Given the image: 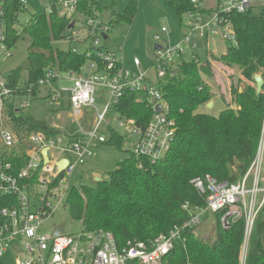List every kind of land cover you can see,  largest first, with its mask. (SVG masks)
<instances>
[{
	"label": "trees",
	"instance_id": "obj_1",
	"mask_svg": "<svg viewBox=\"0 0 264 264\" xmlns=\"http://www.w3.org/2000/svg\"><path fill=\"white\" fill-rule=\"evenodd\" d=\"M181 19L192 9L190 0H165ZM52 4V7H56ZM25 9L20 0H4V19L8 45L12 49L21 39H28L30 46L26 62L4 79L11 95L4 99V114L10 119L9 127L19 136V149L3 151L14 163L16 170L26 164L24 140L34 132L42 131L47 137L68 136L72 141L79 137L78 128L68 125L61 131L44 118L21 115L19 101L27 94L29 86L38 84L48 67L60 72L79 71L88 61L86 54L74 50L61 51L53 42L66 38L64 31L74 23L76 15L92 17L94 11H115L103 8L96 0H78L77 12L70 20L53 11H38L21 33L16 30L17 14ZM136 2L129 4L118 20L133 21ZM113 15L107 19L116 24ZM238 47H231L226 54L216 57L229 69H241V77L235 82L231 76L230 101L226 98V109L219 116L198 113L199 107L207 106L215 94L204 77L213 75L210 62L196 59L183 60L176 77L156 80L169 105V117L175 121L177 132L174 143L162 160H150L130 155L118 168L110 173L108 181L95 187H73L66 207H70L73 218L83 223V232L101 229L113 233L119 246L137 240L148 243L160 235L169 234L189 220L184 209L186 203L192 207H205L204 198L194 188L197 177L213 175L219 182L236 183L247 173L256 157L264 118V86L256 89L255 77L264 80V9L253 7L246 14L234 18ZM27 73L26 82L22 73ZM234 78V80H232ZM243 86V87H242ZM242 87V88H241ZM135 93H123L114 106L120 118L134 119L145 128L154 117L152 107ZM241 107L235 110L232 105ZM110 130L109 143L123 150L124 138ZM16 204L15 198L0 197V209ZM222 214H215V239L212 242L196 235L195 228H185L181 239L163 264H241L242 246L245 238V218H240L228 230L221 225ZM207 216H205V219ZM245 264H264V214L259 216L252 230Z\"/></svg>",
	"mask_w": 264,
	"mask_h": 264
},
{
	"label": "built area",
	"instance_id": "obj_2",
	"mask_svg": "<svg viewBox=\"0 0 264 264\" xmlns=\"http://www.w3.org/2000/svg\"><path fill=\"white\" fill-rule=\"evenodd\" d=\"M27 0H20L26 7ZM192 9L184 16L188 19L187 34L180 37L175 46L165 45L156 51L154 64L157 80L176 77L178 67L183 60L199 59L196 55L201 45L211 56L215 41L228 44V49L238 47L234 18L253 9L251 0H190ZM46 10H56L60 17L72 20L77 12L78 1H63ZM4 0H0V56L5 59L12 56L6 33L4 19ZM256 8V7H255ZM55 9V10H54ZM75 24V23H74ZM114 27L109 24L100 12L94 11L92 17H86L85 28L92 46L83 53L88 61L79 71L60 72L48 67L38 84L29 86L26 98L19 101V109L30 108L35 99L59 102L65 93L69 96V117L77 127L83 118L82 107L95 108V119L91 129L78 127L79 137L70 140L68 136L47 137L42 132H34L24 140L27 145L25 157L27 162L19 170L4 155H0V197L15 198L16 204L0 209V257L4 258L11 249L18 258L16 264H163L165 256L171 253L175 244L181 239L185 228H199L205 222V216L222 214L221 225L228 230L240 218H245V238L241 259L248 254V245L252 230L261 214H264V118L261 140L256 157L247 169V173L236 183L219 182L213 175L197 177L192 184L204 198L205 207H192L186 203L184 209L189 220L180 228L176 227L169 234L158 236L149 241H129L119 246L113 233L107 230L83 232L79 235H65L63 231L57 236L41 232L43 223L59 208H67L71 178L76 170L83 166L88 158L95 157L98 144H105L107 139L102 134V127L110 110L123 97V93L142 95L154 110L155 115L145 128L136 124L134 119L119 118L118 126L125 131L124 140L131 146V152L140 159L152 163L162 160L171 149L177 132L175 121L169 117V105L164 94L150 78L149 71L140 70L141 62L134 59L136 71L125 67L123 58L116 52L100 47L101 41ZM72 29L64 31L68 37ZM167 32L166 29H162ZM157 43L161 40L156 36ZM77 52V50H74ZM216 51L214 50V53ZM214 56V55H213ZM213 56L211 58H213ZM211 63V62H210ZM73 83L70 89L57 90L55 83L60 80ZM109 90L110 101L103 112L94 106L98 90ZM216 96V93L212 90ZM11 95V89L4 78L0 81V141L4 150L19 149V136L9 129L4 114V99ZM160 106L161 113L156 107ZM240 111L241 107H233ZM60 118L61 113L56 115ZM58 128L57 126H54ZM107 127L111 129L107 123ZM60 129V128H59ZM134 140H133V139ZM48 149V160L45 162L43 150ZM68 160L67 167L59 170V163ZM58 229V228H55ZM54 229V230H55ZM53 230V231H54ZM208 237V236H207ZM206 239V238H205ZM246 261V260H245ZM241 260V264H245Z\"/></svg>",
	"mask_w": 264,
	"mask_h": 264
},
{
	"label": "rangeland",
	"instance_id": "obj_3",
	"mask_svg": "<svg viewBox=\"0 0 264 264\" xmlns=\"http://www.w3.org/2000/svg\"><path fill=\"white\" fill-rule=\"evenodd\" d=\"M63 1L74 2L78 0H27L25 9H22L16 16V30L21 33L25 26H27L33 14L38 11L47 10L52 4H60ZM94 1V0H93ZM101 4L103 8H108L116 12L118 15L125 13L126 7L136 2V13L133 21H117L118 16L111 14L112 12H105V19H109L111 15L115 19L116 24L111 29V33L108 35L110 41H101L100 47H104L109 51L116 52L118 58L122 59L124 63H128V69L136 71L135 65H133L134 59L141 62L142 72L149 71L150 78L153 82H156L155 73V60H156V46L175 44L180 40V37L187 34L188 29L182 25L188 24V19L183 16L181 19L175 10L170 8L165 0H96ZM253 6L258 9H264V0H251ZM75 26L70 31V36L53 42V47L61 51L77 50V52H84L86 49L92 46V41L89 38L88 32L85 28L86 16L80 14L75 17ZM162 29H166L167 32H163ZM156 36H160L159 43L155 40ZM213 54L210 56L205 49L204 45H201L196 55L201 63L211 62L214 69V73L210 77H204L206 82L210 84L212 90L216 93V96L212 100L213 107L201 106L198 113L210 114L212 116H219L224 109H226V100L230 101L229 84L231 82V76L234 75L235 82L241 77V69L235 67L229 69L222 65L216 57H221L226 54L228 50V44L217 40L212 43ZM30 43L28 39L21 38L16 45L12 47V56L10 58H4L0 56V81L7 74L16 70V68L23 65L29 54ZM214 50L216 51L214 53ZM214 55V56H213ZM213 56V58H211ZM186 58H190L187 55ZM22 81L26 82L27 73H22ZM234 78L232 80H234ZM73 83L68 80H60L55 83L57 90H66L72 87ZM243 87V86H242ZM241 87V88H242ZM109 90H98L95 94L96 109L103 112L106 105L109 103L111 95ZM46 92L42 93L43 99H35L31 103L30 108L20 110V114L27 117L44 118L51 121L53 126H57L61 131H68V125H73L69 115V96L65 93V96L59 102H52L45 99ZM226 98V100L224 99ZM28 100L24 97L23 101ZM232 105L231 107H235ZM61 113L62 116L58 118L57 113ZM83 118L80 120L77 128H84L86 130L91 129V123L95 119L97 111L95 108L82 107ZM120 115L114 110H110L106 117V123L102 127V134L107 139H110V130L107 127V123L112 129H115L122 137H125V131L118 126V120ZM8 124V122H7ZM9 129L13 130L11 127ZM133 139V138H132ZM134 140V139H133ZM124 141L123 150L117 146H112L109 143L98 144L95 148V157L88 158L83 166H80L74 176L71 178V187L80 189L83 186L95 187L99 182L108 181L110 173L114 172L119 163L123 162L130 155L131 146ZM4 146L0 141V155L3 153ZM68 198L66 200V203ZM65 203V204H66ZM205 222L196 230V235L201 239L212 242L215 239L216 219L211 215L204 219ZM41 232L44 234H51L55 228L63 230L65 235H79L83 233V223L73 218L70 207L57 209L52 216L43 223ZM208 236V237H207ZM206 238V239H205ZM18 258L15 255L14 250L11 249L6 253L4 258L0 257V264H16Z\"/></svg>",
	"mask_w": 264,
	"mask_h": 264
},
{
	"label": "water",
	"instance_id": "obj_4",
	"mask_svg": "<svg viewBox=\"0 0 264 264\" xmlns=\"http://www.w3.org/2000/svg\"><path fill=\"white\" fill-rule=\"evenodd\" d=\"M74 26H75V24L72 23L71 26H70V29H73ZM105 39H107V36H106ZM159 49H161V46H156V51L159 50ZM255 82H256V89H257L258 93H261L262 92L261 90H262V88L264 86V80H263L262 76L261 75H257L255 77ZM212 105H213V102L211 101V102L208 103L207 107L210 108V107H212ZM156 109H157V112L158 113H161L162 112V109H161L160 106H157ZM47 154H48V149L43 150V157H44L45 162H49L48 155ZM67 165H68V160L61 161L59 163V165H58L59 170L63 171L67 167ZM62 231L63 230L62 229H59V228L58 229H55L53 231V235L54 236H57Z\"/></svg>",
	"mask_w": 264,
	"mask_h": 264
},
{
	"label": "crops",
	"instance_id": "obj_5",
	"mask_svg": "<svg viewBox=\"0 0 264 264\" xmlns=\"http://www.w3.org/2000/svg\"><path fill=\"white\" fill-rule=\"evenodd\" d=\"M106 41H110V38L107 36V39H106ZM133 63V65H134V62H132ZM125 67L127 68L128 67V63H125ZM65 95H63V97H64ZM231 98V97H230ZM213 102V101H212ZM214 106V103H213V105H212V107Z\"/></svg>",
	"mask_w": 264,
	"mask_h": 264
},
{
	"label": "bare ground",
	"instance_id": "obj_6",
	"mask_svg": "<svg viewBox=\"0 0 264 264\" xmlns=\"http://www.w3.org/2000/svg\"><path fill=\"white\" fill-rule=\"evenodd\" d=\"M246 260V256L244 255L243 258H242V261H245Z\"/></svg>",
	"mask_w": 264,
	"mask_h": 264
}]
</instances>
